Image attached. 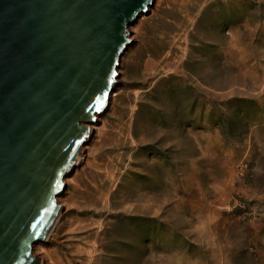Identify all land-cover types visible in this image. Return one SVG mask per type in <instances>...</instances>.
<instances>
[{
  "label": "rangeland",
  "instance_id": "obj_1",
  "mask_svg": "<svg viewBox=\"0 0 264 264\" xmlns=\"http://www.w3.org/2000/svg\"><path fill=\"white\" fill-rule=\"evenodd\" d=\"M150 8L44 264H264V0Z\"/></svg>",
  "mask_w": 264,
  "mask_h": 264
},
{
  "label": "water",
  "instance_id": "obj_2",
  "mask_svg": "<svg viewBox=\"0 0 264 264\" xmlns=\"http://www.w3.org/2000/svg\"><path fill=\"white\" fill-rule=\"evenodd\" d=\"M152 2L0 0V264H39L32 247L61 210L85 125L107 109L129 28Z\"/></svg>",
  "mask_w": 264,
  "mask_h": 264
},
{
  "label": "bare ground",
  "instance_id": "obj_3",
  "mask_svg": "<svg viewBox=\"0 0 264 264\" xmlns=\"http://www.w3.org/2000/svg\"><path fill=\"white\" fill-rule=\"evenodd\" d=\"M153 2H154V0H152ZM150 10H151V8H148V11L146 12V14H148V12H150ZM144 15L145 14H143L142 16H140V17H138L137 18V20H136V22L141 18L142 20L144 19ZM135 22V23H136ZM134 23V24H135ZM134 26V25H133ZM133 26H131L130 28H129V32H130V37H129V39L132 41V39H133V37H132V33L133 32H135V29H134V27ZM128 49V48H127ZM127 49H126V51H127ZM125 51V52H126ZM124 52V53H125ZM124 53L122 54V56H124ZM122 57L120 58V61H119V68L121 67V65H120V63H121V61H122ZM118 68V69H119ZM118 71V70H117ZM112 96V95H111ZM110 96V97H111ZM109 97V99H111ZM108 108V107H107ZM107 111V109L103 112V114H105V112ZM102 114V115H103ZM102 115H96L95 116V123L94 124H86L85 126L88 128V139L90 140V138L92 137V135H93V133L94 132H96V133H99L100 131H101V127H99V124L101 123V116ZM88 140V141H89ZM88 141H86V143H84V145L81 147L82 149H81V152H82V154L85 152V151H87L89 148H88V146H87V142ZM81 155V154H80ZM80 155H79V157H80ZM81 158V157H80ZM78 160V158L76 159V161L74 162V164H73V166H72V168H74V166L77 164V165H79V161H77ZM63 183L66 185V186H68L69 185V182H68V179L67 178H65V179H63ZM66 187L64 188V192H66ZM62 191V193L59 195V196H57L56 197V204L58 205V206H60L61 207V209H62V205H64V203H63V201H62V197H63V195H64V192ZM61 212H62V210H60L59 211V214H58V216H57V218H56V220L54 221V223L51 225V228L48 230V232L46 233V235H45V238H44V240L43 241H41L40 243H38V244H36V245H34L33 247H32V255L33 254H35V255H37V256H39V254L41 255V254H43V257H39L40 258V260L42 261L41 262V264H44V262H45V260H47V257H48V251H47V253H46V251H45V248L44 247H42L43 245H42V243H46L47 242V240H48V238L50 237V235H52L51 233L53 232V230L55 229V225H56V223L58 222V220H59V218H60V216H62V214H61ZM61 214V215H60ZM57 227V226H56ZM55 238V237H54ZM38 246V247H37ZM35 255H33L34 257H35ZM51 256V255H50Z\"/></svg>",
  "mask_w": 264,
  "mask_h": 264
},
{
  "label": "snow or ice",
  "instance_id": "obj_4",
  "mask_svg": "<svg viewBox=\"0 0 264 264\" xmlns=\"http://www.w3.org/2000/svg\"><path fill=\"white\" fill-rule=\"evenodd\" d=\"M112 76H116V73L113 72V73H112ZM108 83H109V84H112V80L110 79V80L108 81ZM108 96H109V93H107V92H104V93H103V97H104L105 99H107ZM95 103H96L95 111H96V112H99V111L101 110V97H99V96L96 97V98H95ZM77 143H80V141H77ZM57 183H58V182H57ZM56 191H57V193H59V187L56 188ZM53 207H55V202H53ZM45 211H50V209H46ZM38 224H39V221H38L37 223L32 224V227H33V228H37ZM36 235L39 236V232H37Z\"/></svg>",
  "mask_w": 264,
  "mask_h": 264
}]
</instances>
